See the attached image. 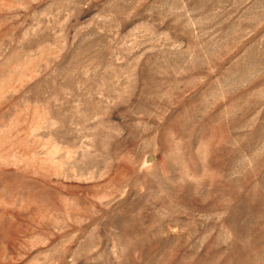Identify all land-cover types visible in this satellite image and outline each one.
<instances>
[{
    "label": "rangeland",
    "instance_id": "obj_1",
    "mask_svg": "<svg viewBox=\"0 0 264 264\" xmlns=\"http://www.w3.org/2000/svg\"><path fill=\"white\" fill-rule=\"evenodd\" d=\"M0 264H264V0H0Z\"/></svg>",
    "mask_w": 264,
    "mask_h": 264
},
{
    "label": "water",
    "instance_id": "obj_2",
    "mask_svg": "<svg viewBox=\"0 0 264 264\" xmlns=\"http://www.w3.org/2000/svg\"><path fill=\"white\" fill-rule=\"evenodd\" d=\"M154 158H153V156H148V161L150 162V161H152Z\"/></svg>",
    "mask_w": 264,
    "mask_h": 264
}]
</instances>
